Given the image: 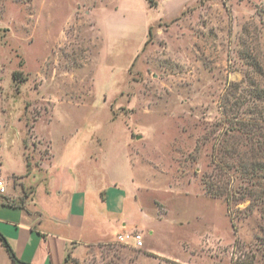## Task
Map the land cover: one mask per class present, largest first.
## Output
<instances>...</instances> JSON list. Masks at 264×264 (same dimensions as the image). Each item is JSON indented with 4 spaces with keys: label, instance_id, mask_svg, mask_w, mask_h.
I'll return each mask as SVG.
<instances>
[{
    "label": "rangeland",
    "instance_id": "374dc122",
    "mask_svg": "<svg viewBox=\"0 0 264 264\" xmlns=\"http://www.w3.org/2000/svg\"><path fill=\"white\" fill-rule=\"evenodd\" d=\"M47 176L134 185L66 264H264V0H0V200Z\"/></svg>",
    "mask_w": 264,
    "mask_h": 264
},
{
    "label": "crops",
    "instance_id": "0c3cea01",
    "mask_svg": "<svg viewBox=\"0 0 264 264\" xmlns=\"http://www.w3.org/2000/svg\"><path fill=\"white\" fill-rule=\"evenodd\" d=\"M48 176L42 186L43 203L36 200L35 189L25 203L0 200V233L24 264H66L67 258L84 255L89 245L108 235L107 227L118 223L121 227L122 220L116 216L122 215L127 193L134 188L126 179L93 185L89 177L84 186L69 191L51 185ZM47 199L55 202L53 211ZM146 251L159 254L150 248ZM6 261L15 264L9 256Z\"/></svg>",
    "mask_w": 264,
    "mask_h": 264
},
{
    "label": "built area",
    "instance_id": "2783aa9c",
    "mask_svg": "<svg viewBox=\"0 0 264 264\" xmlns=\"http://www.w3.org/2000/svg\"><path fill=\"white\" fill-rule=\"evenodd\" d=\"M4 191V187L2 182L0 181V192ZM118 240L124 242L126 244H131L133 246H141L142 245V237L141 234L138 232H124L120 233L117 236Z\"/></svg>",
    "mask_w": 264,
    "mask_h": 264
},
{
    "label": "trees",
    "instance_id": "16d2710c",
    "mask_svg": "<svg viewBox=\"0 0 264 264\" xmlns=\"http://www.w3.org/2000/svg\"><path fill=\"white\" fill-rule=\"evenodd\" d=\"M0 243L5 248V250L7 251L9 258L11 259V261L13 263L24 264L15 257L10 245L8 244V242L6 241V239L2 233H0Z\"/></svg>",
    "mask_w": 264,
    "mask_h": 264
}]
</instances>
